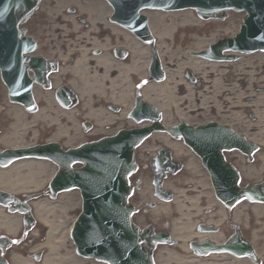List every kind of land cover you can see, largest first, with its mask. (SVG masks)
<instances>
[{
    "label": "bare ground",
    "instance_id": "bare-ground-1",
    "mask_svg": "<svg viewBox=\"0 0 264 264\" xmlns=\"http://www.w3.org/2000/svg\"><path fill=\"white\" fill-rule=\"evenodd\" d=\"M79 7L81 11L88 12L92 23V32H97L98 27L102 24L109 26L104 20V16L98 15L101 11H105L107 6L104 3L91 0L79 3ZM147 15L150 29L157 40V48L165 71V78L161 81L147 78L146 67L149 56L143 42L115 25H110L111 27H107V29L109 34L117 36L116 41L115 38H109V35H107L108 37L106 36L97 43L95 41L86 43L87 46L76 50L73 61L67 60L62 53V58L67 61L57 76L67 77L71 75L70 86L80 94L81 105L86 114L93 117L97 123H101L106 118L100 102L115 98L120 103L132 104L137 81L143 83L142 90L145 98L161 109L163 113L162 124L169 127L177 120L192 121L191 115L197 107L204 110L203 107L208 106V102L212 98V91L220 86L222 83L220 76L227 74L225 69L228 67L235 66L238 68V70L235 69V75L241 77L250 75V83L254 86L258 87V84L264 80L261 76L264 72V61L256 60L261 57L260 54L249 55L241 60L229 63H219L206 58L190 56L191 50L202 49L212 43L214 39L213 36L203 32L205 23L196 17L193 11L162 12L152 10L148 11ZM65 17L66 20H72L70 16ZM59 19L60 14H55L54 20ZM115 42L127 48L129 52L127 58L117 59L111 55L110 48ZM99 43L102 45L103 53L98 56L91 55L90 45ZM68 46L71 45L68 44ZM65 50L67 54L74 52L71 51V48ZM245 61L249 62L247 67L243 64ZM188 71L196 76L194 80L186 77L185 74ZM256 96L255 105L260 104V101L264 102L263 92L257 93ZM43 97L46 103L44 108L33 114L31 119L28 113L19 109V106L12 105L14 108H11L10 111H14L13 116L7 117L6 121L8 123L4 121L6 125L0 133L1 145L6 147L32 145L41 136L46 137V141L49 142L62 140L63 145L67 147L73 143V138L67 134V131L69 123H74V113L72 110L62 113L56 110L53 111L51 98L49 96ZM216 106L221 108L220 106L223 105L217 103ZM256 113L260 119V110ZM130 125L143 126L142 124H132V122H130ZM51 129L55 132H51V135L50 132L49 134L48 132L45 133V131ZM253 135L258 138L260 131ZM157 143H160V145L156 146ZM149 144L151 145L147 150H158V148L167 147L174 150L178 155L182 154V150H188L181 142L167 133H154L139 148L143 149L145 146L148 147ZM258 158L260 162V154ZM191 164H193L192 159H189L187 165ZM54 168L55 166L51 161L40 158H20L7 166L0 165V189L16 195L28 192L42 193L47 189L48 179L51 177V170ZM192 169H195V166L189 168V170ZM257 171L260 175V164ZM66 194L68 193H62L56 201L41 197L32 202V207L38 219L47 227V242H45V245L48 250L41 264H81L79 260H74L70 252L63 253L64 256L60 255L61 249H63V252L66 250L65 244L61 247L59 244L55 245L54 241L52 242L53 238H63L61 236L62 228H66L63 225L69 219L71 204L64 200L67 199ZM175 206L181 211V215L187 216L189 214L188 211H182L183 203L181 200L176 199ZM172 208V205L164 204L158 207L156 212L165 211L170 214L173 213ZM7 210L5 206L0 205V233L5 232L15 235L18 233V226H20V217L7 213ZM173 224L174 233L179 234L180 229L184 228V225L177 220H174ZM172 261L182 264L185 257H180L172 250H166V256L159 255L160 264H168ZM215 261L217 260L213 258L203 259L200 257L190 260V262L198 264H213ZM13 263L35 264L23 255L15 256Z\"/></svg>",
    "mask_w": 264,
    "mask_h": 264
},
{
    "label": "flooded vegetation",
    "instance_id": "flooded-vegetation-1",
    "mask_svg": "<svg viewBox=\"0 0 264 264\" xmlns=\"http://www.w3.org/2000/svg\"><path fill=\"white\" fill-rule=\"evenodd\" d=\"M67 12L65 13L66 16H72V20L60 18L57 21L51 20L50 22L54 24L48 25L50 27V32L55 31L57 33H55V40L52 38L53 43H51V47H55L53 49L58 47L65 52V49L68 48L67 44L76 43L78 46L84 47L87 46L86 43H90L93 40L100 41L107 35H109V38L113 37L116 40L117 36L110 35L108 32L109 30L105 29L103 24L98 27L97 32H92L95 34L85 33L86 30L91 27L90 19L87 16L82 17V14H80L76 8H72ZM72 23L78 26L77 30H72ZM55 25L68 26V31L70 32L61 34L62 29L52 28V26ZM42 50V52H47L49 47L46 48V46H44ZM98 50L100 53L99 48ZM89 51L91 54V47H89ZM69 60H74V57L73 59L69 58ZM58 63L60 64V60H58ZM110 105L111 104H107V102L103 103V107L112 108L115 112L121 111V106H118L119 104H112V107H110ZM116 107L118 108L115 109ZM241 111L242 110L239 109L237 112ZM229 160L239 171L240 179L238 192L243 191L242 189H247V184L250 182L260 183V186L253 191L258 193V197L260 198V202L256 204L257 207L250 204L248 197L244 193L240 195V200L237 201L235 205H227L225 201L221 199V196L218 197L216 188L214 189L212 183L209 184V181H206V183H208L207 186L210 187V194L203 199H199L197 193L192 195L197 198V204L199 206L192 208L195 209L193 213L196 215L192 217V226H189L185 230H181L179 240L181 241V245L188 250L191 248L203 250L205 249V247H203L205 246V242L206 246L211 249L247 243L250 244L251 248L260 256V264H264V149L260 150V179H255L254 174L251 173V170L248 168L250 162H248L247 156L241 152H230ZM237 196L239 197V194ZM188 224L190 225V223ZM14 251L15 249L9 251L6 257L11 258ZM216 254H218V257H226V260L221 263L213 262V264H252L247 257L234 258V256L228 252ZM180 256H182V254ZM190 256H194L193 258L197 259L196 257H200L201 255H188L189 260H191ZM39 263L40 260L38 259L36 264Z\"/></svg>",
    "mask_w": 264,
    "mask_h": 264
},
{
    "label": "water",
    "instance_id": "water-1",
    "mask_svg": "<svg viewBox=\"0 0 264 264\" xmlns=\"http://www.w3.org/2000/svg\"><path fill=\"white\" fill-rule=\"evenodd\" d=\"M39 0H0V67L5 73L12 74L13 71L17 70V60L19 59V53L23 45L27 43V40L24 41H18L16 39L17 32L15 30L16 23L19 22L20 16H27L33 7L37 4ZM153 2H150V5L152 3H155V0H152ZM187 0H175L174 4H170L166 7H178L184 5ZM250 2V0H226L224 5L226 6H239L244 7L249 11L250 18L249 21L246 23L243 32L241 33V36L239 38V45H242L244 47H255L257 46V43L245 42V37L249 36L250 39L254 41V38L257 36V33L255 32L254 26L257 24L256 20L258 18V11L254 8L251 9L247 6V3ZM13 3L15 4L13 6ZM210 1V4L207 3V0L205 2H199V0L194 1V3H190L192 5H198L203 7H207L209 5H213ZM16 7V9H14ZM14 12H13V11ZM15 13V14H14ZM11 15V16H10ZM13 16V17H12ZM13 18V19H12ZM262 30V31H261ZM263 27L260 25V34L264 37ZM260 46H261V40H260ZM9 60H12V62H8ZM8 62V63H7ZM10 63V64H9ZM9 64V65H8ZM193 137V136H192ZM191 137V138H192ZM136 138H126L125 143H118L115 141H110L104 144L105 147H115V148H121L122 151L119 152L118 157L120 158V162L122 165H124L126 158L129 157L130 150L132 148V143L135 141ZM194 141L197 142L196 137L192 138ZM204 139V138H202ZM104 147V148H105ZM131 160V159H130ZM117 173L118 172L117 170ZM124 172H122L123 175ZM118 179L121 180V174L118 175ZM121 188H123V183L120 184ZM84 196L86 199V204L89 207L92 204H97L98 202L94 200V198L91 200L89 199V193L84 192ZM110 200L109 196H105L104 202L107 204H110L111 202H108ZM93 216L99 217L98 213H92ZM109 215V212L107 208H104L103 213H100L101 217H107Z\"/></svg>",
    "mask_w": 264,
    "mask_h": 264
},
{
    "label": "rangeland",
    "instance_id": "rangeland-1",
    "mask_svg": "<svg viewBox=\"0 0 264 264\" xmlns=\"http://www.w3.org/2000/svg\"><path fill=\"white\" fill-rule=\"evenodd\" d=\"M40 16L41 14L39 15L38 13V16L36 15V17L34 19H31L28 21V23L26 24V26L28 27V30H29V33L36 36L39 40H40V44H42V46L44 47V43H48L47 41H45V39H52L54 38L55 40V35L57 34L55 31L53 33H56V34H47V31H49V28H48V25L46 27V24H45V27L46 29L44 30V28H42V26L40 24H42L44 21L43 19H40ZM244 16V13L243 12H230L229 13V16L223 20V21H220V20H217V21H213V22H210L209 24H206V27L203 28V32L204 33H207V34H210L211 36H214L215 38H219L220 37V33L221 32H224V31H227V34L230 35L231 33H233L232 31L235 29V28H238L240 22H241V19L242 17ZM49 24V22H48ZM229 29V30H228ZM44 30V31H43ZM43 32V33H42ZM43 34V35H42ZM51 42L53 43V41L51 40ZM56 42V41H55ZM66 42V41H64ZM60 44V43H59ZM68 45V44H67ZM73 45V44H72ZM41 46V48H42ZM43 51V50H42ZM256 60H260V58L258 57ZM253 61V59H252ZM251 62V61H250ZM248 65H249V62L247 61ZM235 68V66H234ZM246 78L244 80H240L239 81V87L236 88L238 89L239 91L237 92H241L240 88L242 87V89L244 91H247L246 89L249 88V84H250V75L249 76H245ZM226 81V79H225ZM230 89V87H228ZM233 88V90H231L233 92V95L235 96L237 93H235V90ZM214 92H216V90H214ZM244 93V92H243ZM251 94V93H250ZM245 96L249 95V94H243ZM212 98H213V95H212ZM223 98V97H222ZM220 98V101L221 99ZM197 99V98H196ZM195 99V100H196ZM223 100V99H222ZM234 100V99H233ZM42 103H45V101H42ZM210 103L208 102V106H206L205 110L202 111V113H196L194 115L195 119L194 121H200L202 120L203 118H210V117H219L218 114H211L212 112V107L210 106ZM11 108H14L12 106H10L7 102V99L5 97V91H4V88L2 87V85L0 84V133L3 131V128L5 127L6 123H8L6 121L7 117H10V116H13L12 113L14 112L12 110V112L10 111ZM218 112V111H217ZM220 116H225V113L221 114ZM32 116H30L29 118L31 119ZM192 117V116H191ZM193 118V117H192ZM194 119V118H193ZM220 119V118H219ZM4 121L6 123H4ZM193 121V122H194ZM251 125H255L253 124L251 121L248 122V126L251 127ZM247 127V128H249ZM75 128V127H73ZM75 130V129H74ZM48 131H45V133H47ZM76 133V132H75ZM46 135V134H45ZM48 135V134H47ZM75 138V140H86L87 138L88 139H93L95 137H89L90 135L86 134L84 137H82V134L80 133L79 134H72ZM43 137L41 136L38 140L39 142H43ZM78 142V141H77ZM148 143V142H147ZM151 144L147 146H145L143 149L144 150H147V148H150ZM160 143H157L156 146H159ZM4 146L0 144V149L3 148ZM137 150V149H136ZM143 150V151H144ZM140 153V154H138ZM138 156L140 157L141 156V151L140 149H138V152H137ZM258 165V164H257ZM255 165V166H257ZM256 167H255V172H256ZM203 174H204V171L202 170ZM254 172V171H253ZM139 174V172H138ZM201 171L198 172V175H201ZM197 175V174H195ZM202 177V176H200ZM181 178V177H180ZM148 185V183L146 184ZM74 194V193H73ZM70 195L71 197H73L74 195ZM142 196V195H141ZM143 197V196H142ZM74 199V198H73ZM65 201H68V199H64ZM63 200V202H64ZM76 202V199L74 200H70V203H74V206L72 207V210H74V207H75V203ZM71 211V210H70Z\"/></svg>",
    "mask_w": 264,
    "mask_h": 264
}]
</instances>
